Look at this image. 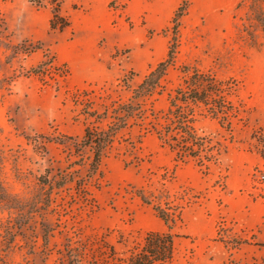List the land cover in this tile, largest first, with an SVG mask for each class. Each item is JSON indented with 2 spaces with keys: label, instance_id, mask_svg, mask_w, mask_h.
I'll use <instances>...</instances> for the list:
<instances>
[{
  "label": "rangeland",
  "instance_id": "1",
  "mask_svg": "<svg viewBox=\"0 0 264 264\" xmlns=\"http://www.w3.org/2000/svg\"><path fill=\"white\" fill-rule=\"evenodd\" d=\"M181 3L0 0L1 179L21 206L18 211L0 204V241L7 225L22 233L6 264H62V259L71 264L72 255H80L72 264H122L108 258L109 246L124 258L146 233L168 230L156 206L179 214L171 264H264V0H190L175 30L173 17ZM56 11L60 18L52 28ZM61 17L68 27L60 28ZM89 20L98 25L95 48L103 64L92 76L72 64L78 37L92 31L81 29ZM140 29L147 39L135 45L131 39ZM147 45L145 63L134 52ZM170 49L174 63L153 104L160 116L168 109V94L182 82L183 67L212 72L224 88L234 87L227 97L234 113L230 124L198 123L206 151L220 155L181 162L153 132L130 128L91 178L89 160L70 168L78 170L76 179L89 180L87 192L77 190L73 180L54 189L47 208L48 186L41 182L69 167L59 140L81 138L85 125L93 123L85 109L127 100ZM45 54L64 64L67 77L54 69L37 70ZM141 60L143 68L137 65ZM125 78L130 88L123 86ZM78 90L93 93L78 99Z\"/></svg>",
  "mask_w": 264,
  "mask_h": 264
},
{
  "label": "trees",
  "instance_id": "2",
  "mask_svg": "<svg viewBox=\"0 0 264 264\" xmlns=\"http://www.w3.org/2000/svg\"><path fill=\"white\" fill-rule=\"evenodd\" d=\"M190 0H182L175 11L173 17L174 29H177L179 18L186 14ZM60 18L59 11L54 13V19L51 22L52 28H55V20ZM60 28L69 26V21L65 17H61ZM175 51L170 49L167 58L159 62L148 74L144 76L142 81L133 89L127 100L122 101L121 98L111 100L108 104H103V109H94L89 107L85 109L84 114L87 118H91L93 123L85 125L84 134L81 138L64 136L59 140L60 144L66 146L68 153L67 170H59L51 179L47 177L41 182L44 186H48L46 207L49 208L54 202L52 193L54 189H61L68 183L76 180V187L79 191L87 192V182L83 177L78 175V179L73 176L78 170H70L75 166H83L85 159L89 160V177L90 173H96L106 154L114 147L117 137L125 130L138 127L153 132L161 143L162 147L168 148L174 155L176 160L188 162L190 160L212 161L217 158L219 153H208L207 138L200 135L198 123L205 119H214L224 126V120H230L234 113L233 105L227 100L228 95L232 94L234 87L224 88V82L220 81L212 72H203L195 68L189 69L183 67L182 82L168 94L169 106L163 115H159L154 111L155 95H161L164 91L163 81L165 80L168 69L173 66ZM48 69L56 70L58 77H67L69 71L64 64L58 66L55 57H49L45 54V59L37 67L43 69L44 74ZM124 85L129 87L127 78L122 80ZM2 80H0V86ZM114 93L119 92L116 87ZM89 95L93 91H77L79 95ZM113 96V93L107 95V98ZM119 97V96H118ZM89 99H81V102H88ZM98 123V124H97ZM3 152L0 149V165L3 158ZM2 167L0 166V204L10 206L9 208H17L21 211L19 201L12 199L3 185L1 179ZM49 176V175H48ZM75 178V179H74ZM140 197L144 203L151 202L140 192ZM46 208V209H47ZM158 217L162 219L167 226L166 232L151 231L146 233L142 242L129 251L124 258H118L113 246L110 247L108 258L119 260L122 264H171L175 256V237L172 229L175 226L179 214L169 212L160 206L154 207ZM13 226L5 227L6 234L0 241V264H6V258L13 248L17 231H13ZM44 243L47 245L48 231L44 230ZM71 264L74 257L80 258V255H72ZM84 255H81V258ZM80 262L81 260L78 259ZM88 264H98L97 261ZM62 264L66 261L62 259Z\"/></svg>",
  "mask_w": 264,
  "mask_h": 264
},
{
  "label": "crops",
  "instance_id": "3",
  "mask_svg": "<svg viewBox=\"0 0 264 264\" xmlns=\"http://www.w3.org/2000/svg\"><path fill=\"white\" fill-rule=\"evenodd\" d=\"M101 1L107 2L109 0H101ZM88 27L91 28L90 29V30H92L91 33L81 34L80 37H78V39H77V42H76L77 46H76V49L73 51L74 52L73 54L75 55V57L74 56L72 57V64L76 68H77V66H81L83 71L89 72L92 76L94 74V70L96 68H101L103 64H101V62H99V63L97 62V59H98L97 49L95 48L96 44H97L98 36L100 34V32L98 31V25H97V23H95L93 21L90 22V20H89L88 23H87V21L84 22V25H82L81 29L82 28H88ZM102 33H104V32H102ZM146 39H147V37H146L144 30L140 29V30H138L136 35H134V37H132L131 42L135 45H140L142 42H146ZM81 44H84V45L82 47H80ZM149 49L150 48L147 45L145 47L144 51H142V50L137 51L136 50V52H134V54L136 57L143 56L144 60L146 59L145 60V63H146V61L149 58ZM159 62H161V61H158V63ZM145 63H143L141 60V62L139 64L137 63V65H138V67L143 68ZM151 70H149V71H151Z\"/></svg>",
  "mask_w": 264,
  "mask_h": 264
}]
</instances>
